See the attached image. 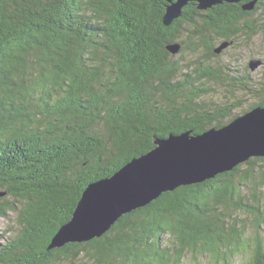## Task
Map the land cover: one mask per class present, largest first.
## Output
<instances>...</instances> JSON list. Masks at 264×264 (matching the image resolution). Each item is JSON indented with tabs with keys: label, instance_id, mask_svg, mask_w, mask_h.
I'll return each instance as SVG.
<instances>
[{
	"label": "trees",
	"instance_id": "obj_1",
	"mask_svg": "<svg viewBox=\"0 0 264 264\" xmlns=\"http://www.w3.org/2000/svg\"><path fill=\"white\" fill-rule=\"evenodd\" d=\"M167 5L0 0V217L15 213L20 226L1 234L0 264H184L189 256L264 264V158L164 193L98 239L48 250L87 187L147 154L155 138L203 134L239 116L240 103L206 100L211 83L255 96L243 114L264 107L262 80L250 84L232 69L224 81L210 67L186 73L192 67L175 60L202 47L205 64L239 35L257 34L264 0L207 11L190 2L169 26ZM187 24L199 45L181 40ZM210 35L221 41L212 46Z\"/></svg>",
	"mask_w": 264,
	"mask_h": 264
},
{
	"label": "water",
	"instance_id": "obj_2",
	"mask_svg": "<svg viewBox=\"0 0 264 264\" xmlns=\"http://www.w3.org/2000/svg\"><path fill=\"white\" fill-rule=\"evenodd\" d=\"M164 24L182 17L190 2L201 11L243 0H165ZM254 2L245 5L252 10ZM176 54L178 46L168 47ZM220 51H218L219 53ZM260 61L250 63L255 70ZM155 148L133 159L111 177L90 184L72 219L53 238L48 250L102 237L124 215L144 208L162 194L232 172L252 158H264V107L242 114L221 128L203 134L191 131L154 139ZM5 197L0 193V198Z\"/></svg>",
	"mask_w": 264,
	"mask_h": 264
},
{
	"label": "rangeland",
	"instance_id": "obj_3",
	"mask_svg": "<svg viewBox=\"0 0 264 264\" xmlns=\"http://www.w3.org/2000/svg\"><path fill=\"white\" fill-rule=\"evenodd\" d=\"M260 15H262L261 18L257 15L253 16L254 18H256L259 26L256 29V32H258L257 34L247 32L239 35L237 38L232 40L230 44L226 45L224 47V50L218 53V57L212 56L210 62L203 64V58L206 57L205 54L208 50L202 47L197 52H192L187 49L185 52L176 56L175 60L181 65L192 67L190 69L187 68L185 71L186 73L192 72L196 67H210L217 70V72L223 76L222 81H224L228 73V71L225 70L232 69L238 70L236 72L240 76H251L253 79V83L261 80L264 82V13H261ZM260 30H262L263 32H261ZM193 31L194 28L192 26H189V24L183 27V36L181 40L187 41L188 46H197L201 43L200 40L193 37ZM210 38L212 39V46L213 44L217 45L219 41H221L218 37L213 35H210ZM252 61H260V65L255 70H251L250 68V63ZM217 83L218 82L211 83L213 87V94L212 96H208V98L206 97V100L209 99L208 102H215L220 105L230 104L231 102L240 103V107L233 112V116L242 115L245 109L249 108L252 104L258 101L255 96L247 94L245 93V91L235 90V93H232L228 91V89L224 85ZM261 90L262 89H259L258 91L261 92ZM4 203H6V201ZM17 220V214L12 212L8 213V217L6 218L0 217V236L1 234H5V238H7L8 236L14 235V233H16L20 228L19 224H17ZM10 229L14 230L13 233L6 234V232L10 231ZM262 233L264 238V230L262 231ZM248 254L249 256L254 255L253 251L251 250L248 251L247 255ZM201 259H203V264H215L212 263V259L209 257L203 256ZM236 259L240 260V258ZM241 259L243 261H246L247 259H249V257L245 255L241 256ZM184 261V264L194 263L190 256ZM54 264H69V262L60 260L59 262ZM234 264L239 263L235 262Z\"/></svg>",
	"mask_w": 264,
	"mask_h": 264
},
{
	"label": "flooded vegetation",
	"instance_id": "obj_4",
	"mask_svg": "<svg viewBox=\"0 0 264 264\" xmlns=\"http://www.w3.org/2000/svg\"><path fill=\"white\" fill-rule=\"evenodd\" d=\"M245 0H243L241 3H243ZM241 3H239V4H241ZM228 4V3H227ZM239 4H234L235 6H238ZM225 5V4H224ZM219 6V5H218ZM216 7V6H215ZM214 8V7H213ZM233 71H238V70H233ZM237 73V72H236ZM245 82V81H244ZM243 82V83H244ZM249 83L250 84H253V82L252 81H249ZM235 86H237L236 88L238 89V88H240V81L238 82V83H236L235 84Z\"/></svg>",
	"mask_w": 264,
	"mask_h": 264
}]
</instances>
